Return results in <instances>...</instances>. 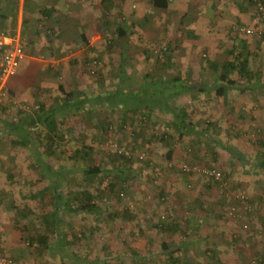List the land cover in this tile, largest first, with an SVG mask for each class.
<instances>
[{
  "label": "rangeland",
  "instance_id": "obj_1",
  "mask_svg": "<svg viewBox=\"0 0 264 264\" xmlns=\"http://www.w3.org/2000/svg\"><path fill=\"white\" fill-rule=\"evenodd\" d=\"M110 1L112 3L111 8L107 9V13L104 12L103 16H100L99 12L92 14L91 17L86 15L84 18V21L89 20L91 25L97 26L99 23L103 25L101 28L102 36L100 32L93 31V26L87 25L89 45L93 48L87 57L88 62L84 61L83 47L75 41V38L83 31L79 26L77 27L82 21L73 20L74 18L71 17L67 18V26L63 27L66 33L61 40L66 44L67 51L65 49L64 51L68 55L67 57H59L44 54L45 56L39 57L43 60V64L47 62L48 65L54 64L56 67L54 68L55 73L51 72L47 75L45 73L43 76H38L34 81L38 82L35 87V91L39 94L36 101L40 100L46 107H49L53 100L60 96L57 86L61 83L66 89L76 91V93L89 90V93L113 92L115 90L114 84L116 82L119 84L123 75L121 72L122 51H126L123 76H126L128 83L134 84L136 87L143 84L142 87L146 91V96L143 95L142 97H146V101L151 98L155 100L161 98V89L165 86L162 82L157 81L160 79L158 75L162 74L166 78L181 75L177 70L183 61L185 63L190 62L193 67H205L208 65V61L217 60L219 65L225 61H231L228 49L231 48L232 44L244 42L247 48L246 42L241 38L243 36L252 38V40L255 39V42L261 41L257 42L259 50L249 56L248 69L250 71L255 70V74H258V83L264 81V72L259 71V66L264 65V34L262 31H257L254 36L236 33L232 37L229 25L224 26L223 24L222 28L213 27L215 36L220 38V42H217L219 51L216 49L208 51L203 50V39L200 35H196L197 32L195 33L196 29H194L197 18L204 15L201 9L196 8V6H201V4L196 5L200 0H170L171 10L168 13L152 11L149 8V0ZM205 1L209 2V0ZM86 3H88L86 5L87 10L95 8V1L87 0ZM136 3L139 6H145L147 19L140 21L138 18L130 16L132 14L130 12L135 13L139 10ZM178 7L180 8L178 9ZM71 8L78 11L84 9L83 5H75ZM130 9L131 11H129ZM150 11L153 14L149 15ZM221 11L223 12L217 6L214 13ZM252 16L257 17L258 15L256 13L255 16ZM124 17L127 20L132 18L134 22L140 24V27H136L137 31L132 30L131 32L136 31L134 37L131 36L132 34L124 39L117 37L116 33L119 27L117 22ZM171 18H174V22ZM226 20L215 18L212 22L225 23ZM218 25L220 26V24ZM259 25L256 23L249 27L257 28ZM41 27L44 28L43 24ZM76 27L80 30L77 31ZM46 30L48 35L51 34L49 27ZM14 36V45L17 43L25 45L24 37L19 36V33H15ZM44 40L46 41L45 45L50 44L47 38ZM111 41L112 44H110ZM78 42L81 43V40ZM67 43L71 44L68 45ZM108 45L111 46V49H108ZM214 50L219 56L214 57ZM3 53L5 52L0 54V65ZM189 53L194 55L193 59L186 61ZM78 60L80 61L77 62ZM58 62L59 65H57ZM63 63L68 65L64 67ZM168 65L173 71L162 72V67L166 68ZM57 67L60 68L59 72ZM21 68L14 81L29 73L33 74L30 72L31 67L28 63H23ZM146 75L151 77L148 78ZM199 76L205 77L209 84L214 74L203 72V76ZM12 78L5 82L3 91H0V118L5 121H18L23 112L31 113L40 104L39 102L30 104L21 102L15 94L11 93ZM144 82L148 83L145 84ZM42 84L45 88H42ZM261 91L262 95L258 90L253 91V97L244 101V105L247 106L245 109L248 110L247 115L244 116L245 113H243L242 118L239 117L238 120H233L231 114H228L226 120L213 118L210 107L207 109L210 110L209 113L203 115L197 113L198 110L203 109L201 103L208 102L210 105L213 103V106L215 104L219 106L212 101L215 96L213 91L202 95L204 99H199L200 93L191 92L186 99L180 100L184 108L189 111L188 120L194 123L196 129L204 135L185 136L182 140L177 141H175L176 138H179L177 133H175V139L168 137L166 142L168 150H170V146L177 150V153L173 154L172 167L168 164L167 154L161 153L159 147L153 148L154 146L151 144L153 137L151 139L144 138V134L139 128L148 127L150 122H147V118L142 116H139L132 125V122L125 121L121 114L115 115L114 110H109V114L104 113L103 116L98 114L99 118L91 117L84 112H76L67 120H60L62 129L68 130L64 135L65 140L58 142L61 151H65L63 158L56 159L52 154H49L52 152H45L44 145L36 141L42 151L41 158L43 159L40 164L34 160L29 149L20 146H7L8 137L1 129L0 208L2 209L0 210L2 213H0V250L5 251L1 247V243L4 242L3 237L7 236L6 231L12 227L13 213L15 212V218H17L20 212H25L24 208L19 212L17 208L10 210L8 206L14 207V204H18L23 207L21 205L24 196L33 194L48 184L50 178L53 177L52 175H57V173L47 174L44 164L54 172L56 169L52 168L53 164L56 165L55 167L61 166L67 170L65 165L69 166L66 163L69 160L68 156L74 155L75 150L88 148L87 152L91 160L85 159L84 153L78 154L76 155L77 159L74 160L75 168L101 165L108 176H99L96 183L84 181L82 174L78 172L68 174L66 177L72 181L70 185L74 190H94L95 193L106 192L110 196V200L108 199L109 203L106 202L108 204L102 205L105 212H107L106 209L112 208L119 211L134 210L135 217L138 214L141 216L140 222L142 224L145 223L156 228L158 218L165 214L164 206L157 197L162 187L165 189L166 201L172 207L170 213L177 218L176 225L188 229L186 234L182 236V241L184 238L191 239L193 232L195 233V227L198 226L199 233L194 236H199L198 238L201 240L197 241V246L202 248L205 244L204 246L212 248V242L217 246L220 245L221 250L225 252V255L221 257L220 264H250L253 261L256 264H264V167L259 166L264 156V90ZM149 93L152 94L150 98L147 97ZM219 107L224 108L225 106L221 104ZM160 125L164 126V123ZM134 129L135 132L132 131ZM41 130L43 131H37L38 133L35 132L33 136H39L40 133L43 135L45 129L41 128ZM234 133L240 136L234 137ZM168 136H170V130ZM132 142L135 144L132 145ZM227 146L241 152L243 158L240 159L230 154L225 149ZM122 153L129 157V163L114 156ZM143 153L145 156L141 158ZM184 163H194L201 167L212 166L222 171L224 179L218 182L208 180L198 173H184L181 168ZM115 173L120 175L119 180L118 177L114 178ZM225 174L227 180L224 177ZM166 175L169 177L167 182ZM87 178L89 177L86 176L85 179ZM112 180L117 184L115 189L117 195L108 190V185ZM80 183L83 185L81 186ZM65 187L66 189L69 188L68 186ZM20 188L24 191L18 195ZM122 188L125 191L121 194L120 189ZM242 196L250 198L251 206L248 203L246 208L241 206L246 203H242ZM113 203L116 206L117 203L120 205L116 207ZM32 217L34 216L32 215ZM206 232H210L211 235L206 236ZM16 236L25 238L24 233ZM203 238L205 240H202ZM101 242L104 244L102 238ZM203 250L205 256L188 254L190 260L195 262L200 258L197 264H219L218 256L213 261L208 257L210 249ZM5 253L8 254L6 251ZM141 264H153V260L144 261Z\"/></svg>",
  "mask_w": 264,
  "mask_h": 264
},
{
  "label": "crops",
  "instance_id": "obj_2",
  "mask_svg": "<svg viewBox=\"0 0 264 264\" xmlns=\"http://www.w3.org/2000/svg\"><path fill=\"white\" fill-rule=\"evenodd\" d=\"M86 1L87 0H0V54L13 48L15 33H19V36L24 37L25 40V45H23L25 50V58L20 64L17 73L13 76L10 83L11 93L15 94L21 102L29 104L32 102H39L40 104H43V102L40 100L36 101L39 96V94L35 91V87L37 86L38 82L34 81L38 76H43L45 73L46 75L48 73L50 74L51 72L55 73L54 68L56 66L54 64L48 65L47 62L44 63V66L42 63L43 60L39 59V57H42L44 54L49 56L57 55L59 57H67L68 54H65L67 52L64 51V49L67 51V48H65L66 44L62 42L61 38L66 33L63 27L67 26L68 22L66 21L69 17L74 18L73 20L77 19L78 21H82L81 24L77 25V27L79 26V28H81L83 31H81V33L75 38V41L79 46L83 47V54L85 57L84 61L86 60L87 62L89 49L88 46L84 44L82 36L87 37L89 40L87 25L90 27L93 26V31L96 30L97 32H100L101 35V28L103 25H101V23H99V25L97 24V26L94 24L91 25V22L89 20L84 21V18L86 15L91 17L92 14H98L99 12L100 16H103L104 12L107 13V7L106 3H102V0H93L95 1V8L92 9L93 11L90 9L87 10L86 5L88 3H86ZM152 1L153 0H149V8L154 12L163 11L168 13L171 10L170 5L166 10L156 9L153 6ZM200 4L201 6H196V8L201 9L204 12V15L200 16V18H197L198 20L194 23V29H196V35H200V37L203 39V50L211 51L216 49V51H219V44L217 45V42H220V38L215 36L213 27L218 26V28H222L223 24L224 26L227 24L229 25V28L231 27V36L234 37L237 28L244 27V25L249 27L254 26L256 23L260 24L259 17L252 16H255V10L250 8L246 0H209V2L200 0L196 5ZM75 5H83L84 9L82 11H78L75 8H71V6L75 7ZM136 6L137 9L139 8V10L135 13L130 12L132 13L130 16L132 18H138L140 21L141 19L144 20L146 18L145 6H139L138 3H136ZM217 6L220 7L223 12L221 11L219 13H214V10ZM179 8L180 7H178V9ZM48 10L52 12L48 13ZM129 11H131V9ZM152 11H150L149 15L153 14ZM132 18L127 20L124 17L118 20L117 24L119 27L117 28V37L124 39L131 34V36L134 37V34L137 31L136 27H140V24L134 22ZM215 18L218 20H227L225 23H220L219 21L218 23H213L212 21ZM173 19L174 18H171V20L174 22ZM41 24H43L44 28L41 27ZM218 24H220V26ZM48 27L51 30V34L49 35L47 34L46 30ZM77 27L76 30H80L77 29ZM119 29L124 30V33L126 32L124 37H120ZM132 30L136 31L131 33ZM45 38L49 40L48 42H50V44L47 43L45 45ZM197 38L199 37L197 36ZM241 38L244 39L243 41H245L247 44L246 49L249 53V56H252L253 53L259 50V45L257 42H261L260 40L255 42V39L252 40V38H246L245 36ZM78 40H81V43H79ZM67 44L69 45L71 43ZM94 48L96 47L94 46ZM125 52L126 51L121 52L122 61L124 56L126 57ZM217 55L219 56V54H216L214 50V57H217ZM193 56L194 55L189 53L185 60L191 61ZM79 61L80 60L77 62ZM216 61L212 62L217 64ZM23 63H28V65L31 67L30 72H33V74L29 73L25 77H21L19 80L14 81L15 77H17L20 73ZM57 65H59V62ZM65 65L68 64H64V67ZM58 67L57 69L59 72L60 68ZM221 67L222 66L219 65L217 69L218 73L223 71ZM124 69V62H122L121 72H124ZM172 71L169 65L166 68L162 67V72L164 73H169ZM177 71L181 75L172 76V78H166L161 74L158 75L160 79L157 80L162 82L164 86L166 84L172 83L175 78L179 79V81H177L178 84H176L178 88H175L176 92L174 91L175 93L173 92L171 95H167V99H171L169 101L173 102L176 106L182 107L183 104L180 100L183 98L186 99L188 94L191 92L200 93L201 95L199 96V99H204L202 95L209 91H213L215 96L213 97L212 101L219 104V106L221 104L224 105L226 111L224 112L225 109L217 106L216 104L213 106V103L210 105L208 102H206L201 103V108L203 109L200 111L198 110L197 113L199 115L209 113L210 110H207L209 107L212 111L211 117L219 120H226L228 118V114L232 115L231 117L234 118L233 120H238L239 117L242 118L241 115L243 113H245L243 114L244 116L247 115L246 112L248 110L245 109L247 106L244 105V101L253 97V92L248 91L246 93H241L238 90H228L226 96L218 97L215 89L217 84L216 82L218 80V74L211 70L209 65L205 67H193L190 62L185 63L183 61V64L178 66ZM259 71L264 72V65L259 66ZM203 72L206 74H214V77L211 78L209 84L205 77L201 78L199 76H203ZM146 77L150 78L151 76L146 75ZM243 83L244 82H241L240 85H244ZM261 83H264V81L258 83V91H260V94L262 95L261 90H264V85H261ZM119 84H117V82L114 84L115 86L113 88L115 90L113 92L90 93V90L76 93V91L66 89L63 83L59 84L57 89L60 96L56 97L53 102L57 99H60L61 102L65 101V96L59 90L60 86H62L63 90L66 92L73 93L74 97H82L83 94L88 96H100L101 98H106L107 95H110L111 97L115 96L109 101L110 103H105L100 100V98H95L92 103L93 105H86L87 107L84 108V110L75 111L69 110L67 108L64 110V112H62L65 117L63 119L60 118V120H67V118L73 116L76 114V112H84L85 114H89L91 117L99 118L98 114L103 116L104 113L109 114V110H114L115 115L118 113L121 114L125 121L132 122L131 124L133 125V122L139 116H142L147 118V122H150V125L148 127H141L142 129L139 128L144 134L141 135H143L144 138L148 137L151 139L153 137L151 143L154 146L153 148L155 149L156 147H159V151L166 154L171 149L172 151L174 149L173 154L177 153V150L172 148L173 146H170V150H168L166 142L161 141V137L165 134L168 135L169 130L171 135H175L176 133L171 131L172 129L169 125V123L172 121V116L167 114L165 109L161 110L157 107L151 108L148 107V105H143L144 107L137 111H127L124 109L123 104L119 101V99L122 97L120 96L121 92L119 89ZM121 86L126 93L130 91L140 93L139 90L141 84L136 87L134 84L128 83L126 76L124 83H122ZM42 88H45L43 87V84ZM164 97L165 96L162 94L160 99H164ZM53 102L49 107H51ZM37 109H33V111ZM21 118L23 117L20 116L19 120H21ZM16 121L17 120H13L11 122L12 124H15ZM163 123L164 126L160 125ZM40 127L42 126L39 125L33 129ZM132 131L135 132L136 130L134 129ZM239 136V134L234 133V137ZM157 139H159L158 142ZM177 140L178 139L175 141ZM133 144L135 143L132 142V145ZM173 154L171 160L167 159L170 166H172L174 162ZM66 176H68V174L62 177H56L53 175V177H49L50 181H48V184H45V186L39 188L33 194L23 197V204L21 205L23 207H20V211L22 208H24V213H27V217L26 219L21 220L18 225H15L17 219L15 218V212L13 213L14 220H12V227L9 228L10 230L6 231L7 236H5V238L3 237L2 240L4 242L1 243V247L5 249V251L8 252V255L15 259L18 264H141L142 262L149 260H153V264H168L169 262H173L174 259L179 261L180 264H197L200 258L195 262H192L188 254H200L199 256L202 257L205 256L203 255V249L206 248L210 249L208 251V257L214 261V258L218 256V263H221V257L222 255H225V252L221 250L220 245L217 246L216 244H213V242L212 248L204 246L205 244L202 248H200L197 246V241L199 240L198 237L193 235V237H190L191 239L188 240L184 238L182 241L181 233H179L180 231L161 232L155 230L156 228H152L151 226H148V224H142L140 222L142 218L139 214L136 218V221L124 220L123 218L119 217L114 220H106L105 218L108 217L96 216L90 211L82 209L80 204H82L81 202L84 200V194L76 193L78 190L73 189V187L70 185L72 181ZM65 186H68L69 188L66 189ZM52 187H54V189ZM22 191L24 190L20 188L18 190V195ZM97 197L101 200V209H104L102 205L109 203L108 199L110 200V196L105 194L103 198H101L100 195ZM98 199H96V201H98ZM166 202L171 205L168 201ZM119 205L120 204L117 203V206H115L118 207ZM8 208L12 210L14 207L8 206ZM110 210L119 211L115 210L114 208ZM102 211L104 212L105 210ZM129 212L135 216L134 210ZM0 213H2V210H0ZM32 215L35 217V219L32 217ZM219 231L221 232V230ZM27 232L38 234L39 240L38 243L36 242L35 247L29 246V242L26 240V235L28 234ZM20 233H24L25 238H19L16 236ZM209 233L210 232H206L205 235L207 236ZM101 238L104 244L101 242ZM43 239L44 241L46 240L47 243H39L41 240L43 241ZM164 242L169 244L170 249L168 251H164L162 249V244ZM172 251H174L173 254H171Z\"/></svg>",
  "mask_w": 264,
  "mask_h": 264
},
{
  "label": "trees",
  "instance_id": "obj_3",
  "mask_svg": "<svg viewBox=\"0 0 264 264\" xmlns=\"http://www.w3.org/2000/svg\"><path fill=\"white\" fill-rule=\"evenodd\" d=\"M247 3L249 4L250 8L252 10H255V12L258 15L257 12V2L255 0H246ZM264 1V0H263ZM102 3H106V7L107 9L111 8V1L110 0H102ZM153 6L156 9L159 10H166L169 5H170V0H153L152 1ZM46 10V9H45ZM48 13H51L52 11H47ZM255 28V27H254ZM126 34V32L124 33V30L119 29V35L120 37H124ZM83 38V42L85 45L88 46L89 49V53H91L93 51V48L90 47L89 42L87 37L82 36ZM112 44V41L111 43ZM108 49H111V46L108 45ZM170 51V49H168ZM229 53L231 55V61H225L221 66V68L223 69V71L221 73L217 72V69L219 67V64L214 63L212 61H208V65L210 67L211 70H213L214 72H216L218 74V80H217V84H216V94L218 97H224L226 96V93L228 90H238L241 93H246V92H253L259 89V85L258 82V74H255V70L250 71L248 69V65H249V53L246 50V45L243 42L240 43H235L231 45V48H229ZM88 62V61H87ZM124 62V59L123 61ZM221 69V70H222ZM124 75V72H123ZM122 75L121 78V83L119 84V89H120V96H122L119 101L123 104L124 109H126L129 112L132 111H137L139 109H141L142 107H144L145 105H148V107L151 108H160L165 109V111L167 112V114H170L172 116V121L169 123L170 128L172 129L171 131L173 133H177L179 135L178 140H182V138H184L185 136L188 137H196V136H202L203 134L198 131L194 124L192 122H190L188 120V115H189V111H187L186 108L184 107H178L176 106L173 102L169 101L171 99H167V95H171L174 91L176 92V87L178 88V86L176 84L177 81H179L178 78H175L174 81L172 83L166 84L162 89H161V95L163 94L165 97L164 99H153L151 98L149 101H146V97H142L143 95L146 96V91L143 89V84L140 87V93H135V91H130L128 93L124 92V90L122 89V83H124V79L125 76ZM241 82H244V85H240ZM148 82H145V84H147ZM59 90L63 93V95L65 96V101L61 102L60 99H57L53 102V104L51 105V107H45L44 104H39V108L37 110H34L31 113H28L27 111L22 113V117L21 120L16 121L15 124H12L11 121L7 120L5 121L3 118H0V131L1 129L3 130L4 133H6L8 140H7V146H20L22 148H26L29 149V151H31V155L34 158V160L37 163H41L42 159V151L39 148V146L37 145L36 141H39L42 145H44L45 148V152L50 151L52 153H49L50 155L52 154V156H54L56 159H60L63 158V153H65V151H61L60 146H59V141H64V135L68 132V130H64L61 127V122H60V118H64L65 116L62 114V112H64L65 109H69V110H84V108H86V105H93V101L95 100V98H100V100H102L103 102H108L112 99V97L114 98L115 96H110L107 95L106 98H101L100 96H88L83 94L82 97H74L73 93L70 92H66L65 90H63L62 86L59 87ZM138 91V92H139ZM137 92V91H136ZM174 92V93H175ZM152 94L149 93V95L147 97L150 98ZM171 98V96H170ZM103 104V103H102ZM144 105V106H143ZM21 114V113H20ZM42 126L40 128H36L33 129L36 126ZM41 128L45 129V132H43V135L40 133L38 134L39 136H33V134L35 132H42L43 130H41ZM33 131V133H32ZM37 132V133H38ZM31 133V134H30ZM175 139L174 137H176V135H171L168 136L167 134L163 135L161 137V141L162 142H167V139ZM177 139V138H176ZM88 148H84V149H78L75 150L74 155L71 154L68 156V161L66 162L67 164H69V166L65 165V167L67 168V170H64V167L61 166H57L56 165H52V168L54 167L56 170V172H54V170L50 169L49 166H46L44 164L45 167V172L48 174H54L57 173V175L55 174L56 177H62L65 176L67 174H71V173H80L82 174V178H84V181H92L93 183L97 182V178L99 176H108V173L106 172V170H104V168L101 165H92V166H84L83 168H79L76 169L75 165H74V160L77 159L76 155L84 153L86 155L85 159H89L91 160V157L89 155V153L87 152ZM225 149L227 151H229L230 154H233L235 156H237L238 158L242 159L243 154L242 153H238L236 152L233 147L231 146H227L225 147ZM173 151L172 149L167 153V159L171 160ZM49 155V156H50ZM116 158L120 157L123 160H126V163H129L130 159L128 156L122 154H115L114 155ZM196 165V164H192V163H184V165ZM199 166V165H197ZM260 167H264V156L262 161L259 163ZM172 167V166H171ZM183 167V165H182ZM181 167V168H182ZM201 167V166H199ZM201 168H205V167H201ZM208 168H214L212 166L208 167ZM116 171V169H114ZM219 170V169H218ZM183 171V169H182ZM221 171V170H220ZM62 172V173H60ZM184 172V171H183ZM222 172V171H221ZM185 173V172H184ZM53 176V175H52ZM89 177L87 179H85V177ZM167 177H165L166 179H168V175H166ZM226 176V174L224 175V177ZM229 176V175H228ZM118 177V178H117ZM114 178H117L118 180L120 179V175L115 173ZM224 179V178H223ZM226 179V177H225ZM227 180V179H226ZM223 181V180H222ZM221 182V181H220ZM80 185L82 186L83 183H80ZM79 185V186H80ZM116 182L115 181H111V183H109L108 185V190H110V192L114 195H117L115 193L116 192ZM54 189V187H52ZM165 189L164 188H160L159 193H158V201L162 203V205L164 206V212L165 214L162 217H159L156 223V229L160 230L161 232H165V231H175V232H179L181 233V236H184L187 232V228L186 227H182V226H177L176 225V217H173L170 213L171 210V205H169L166 202V196H165ZM123 191L124 188L120 189V193H124ZM100 193H95L94 190H80L76 193H83L84 194V200L81 202L82 204L81 207L84 210L90 211L91 213H93L96 216H100V217H108L105 218L106 220H114L116 218H123L124 220H129V221H136V218L134 215H132V213H130L129 211L126 210H122V211H112L109 209H106L107 212H103L102 210H104L103 208L101 209V200L98 199L97 196H101V198H103V196H105L106 192H102L99 191ZM97 195V196H96ZM119 198V196H117ZM96 199H98V201H96ZM248 204L249 206H251L250 204V198L248 197ZM14 208H17V210L20 212V205L18 204H14L13 205ZM241 206H244L241 205ZM246 207V206H245ZM106 213V214H105ZM106 215V216H105ZM27 217V213L24 212H20L17 215V224H19V222L21 220L26 219ZM30 217V215H29ZM133 219V220H132ZM185 219V218H184ZM199 227L196 226L195 227V233L193 232V235H197L199 232ZM28 234L26 235V240L29 242V246L30 247H35L36 242L38 243V234L33 233V232H27ZM211 234L207 235L210 236ZM199 237V236H197ZM200 239V238H199ZM201 240V239H200ZM202 240H205L204 238ZM39 243H47V241L43 239V241L41 240ZM162 249L165 251H168L170 249L169 244L164 242L162 244ZM174 251L171 252V254H173ZM15 260V259H14ZM16 261V260H15ZM17 262V261H16ZM18 263V262H17ZM168 264H180L179 261L175 260L173 262H169ZM191 264V263H188Z\"/></svg>",
  "mask_w": 264,
  "mask_h": 264
},
{
  "label": "built area",
  "instance_id": "obj_4",
  "mask_svg": "<svg viewBox=\"0 0 264 264\" xmlns=\"http://www.w3.org/2000/svg\"><path fill=\"white\" fill-rule=\"evenodd\" d=\"M257 2V12L259 17V23L261 24L260 28H252V27H239L236 29V33H242L247 36H254L257 31H262L264 34V1L263 0H255ZM262 29V30H261ZM25 58V50L23 44L17 43L13 46L12 49L6 51L2 54V61L0 65V91H3L5 82L13 77L22 61ZM124 154V153H123ZM125 155V154H124ZM145 153L141 155V158H144ZM183 171L191 174H201L206 177L208 180L212 181H222L223 173L216 168H201L197 165H183ZM248 196H242V203H244L243 208L248 207ZM245 207V208H246ZM163 216V215H162ZM0 264H18L10 255L0 250ZM250 264H256L254 261Z\"/></svg>",
  "mask_w": 264,
  "mask_h": 264
}]
</instances>
